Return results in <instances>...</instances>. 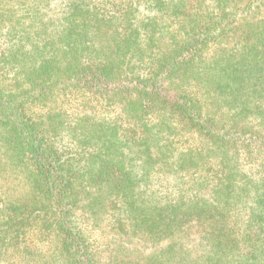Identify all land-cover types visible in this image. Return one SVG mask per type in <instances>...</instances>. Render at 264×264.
Here are the masks:
<instances>
[{
	"label": "trees",
	"instance_id": "16d2710c",
	"mask_svg": "<svg viewBox=\"0 0 264 264\" xmlns=\"http://www.w3.org/2000/svg\"><path fill=\"white\" fill-rule=\"evenodd\" d=\"M0 264H264V0H0Z\"/></svg>",
	"mask_w": 264,
	"mask_h": 264
}]
</instances>
